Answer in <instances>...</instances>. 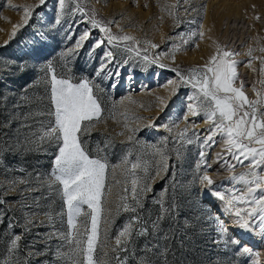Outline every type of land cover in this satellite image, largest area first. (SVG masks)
<instances>
[{
    "label": "rangeland",
    "instance_id": "obj_1",
    "mask_svg": "<svg viewBox=\"0 0 264 264\" xmlns=\"http://www.w3.org/2000/svg\"><path fill=\"white\" fill-rule=\"evenodd\" d=\"M66 2L57 23V0H45L42 5L39 0H0V199L4 201L0 204V264H73L74 260L83 264L84 260L83 253L75 252V241L79 239L81 247H86L91 217L85 214L92 210L82 206L75 228L69 226L61 186H48L57 149L29 143L38 139L41 122L48 120L30 114L50 108L42 79L49 62L58 77L71 78L74 83L88 79L103 109L102 118L92 124L86 137L90 156L106 158L109 164L95 259L103 264H118L117 257L126 264H264V232L259 220L253 230L241 229L226 208L227 199L247 191L243 181L230 177L247 173L251 165L227 154L219 136L217 143L201 148L209 123L203 114L186 113V98L194 89L174 71L179 69L187 76L188 69L208 64L218 49L229 50L237 53L232 59L238 61L233 86L242 85L248 99L257 100V92L264 94V64L257 59L264 58V0H78L84 11L75 14L77 0ZM23 6H31L27 24L23 23ZM91 19L117 37L134 39L111 45L105 39L89 55L96 42L104 39ZM86 30L89 38L76 49V40ZM193 32H202V38L190 39ZM185 40L189 43L184 44ZM109 50L115 62L108 72L119 75L103 72L97 76L101 57ZM168 53H174V61ZM153 59L168 66L150 63ZM175 84L181 86L173 92ZM258 108L264 109V104ZM186 127L182 140L180 134ZM189 139L193 142L187 143ZM201 150L206 153V164L198 169ZM125 157L128 163L123 162ZM137 161L147 167V174L136 169L137 176L151 178L146 179L150 190L140 197L142 207L133 213L124 211L121 198L131 202V192L124 191L131 187L126 175ZM205 173L213 185L200 182ZM217 192L226 199H219ZM235 206L247 207L239 202ZM221 208L228 210L227 216L221 215ZM2 213L9 218L8 226H3ZM133 216L139 220L133 222L132 238L124 249H118L117 236ZM158 216L164 218L153 229ZM28 220L32 224L26 225ZM13 222L17 231L9 227ZM218 225L227 229L224 237ZM143 228L148 233L138 235ZM14 235L22 239L18 249L9 252ZM230 238L239 244L226 246L223 241ZM245 247L250 252L237 255Z\"/></svg>",
    "mask_w": 264,
    "mask_h": 264
},
{
    "label": "snow or ice",
    "instance_id": "obj_2",
    "mask_svg": "<svg viewBox=\"0 0 264 264\" xmlns=\"http://www.w3.org/2000/svg\"><path fill=\"white\" fill-rule=\"evenodd\" d=\"M59 6V13L56 22H60L61 16L64 15L67 7L66 0H57ZM45 0H39V4H44ZM15 8L21 6L11 5ZM39 5H37L38 7ZM25 13L24 24L28 23L29 17L32 15L31 6H23ZM84 9L80 4L76 3L73 10L75 12L83 13ZM90 23L93 28H100L104 33V39H100L93 46L89 55L99 48L107 40L108 44H113L117 40L130 41L134 38L128 35L117 37L111 33L110 28L101 26V23L95 19H91ZM111 23V22H110ZM12 35H16L15 29ZM90 36L89 31H85L79 39L76 40V49L82 47L84 41ZM201 37L202 32H193L191 37ZM137 43H139L137 41ZM189 41L185 40L184 44ZM151 47L156 48L158 45L152 44ZM178 50V49H176ZM75 49H69L73 52ZM264 51V48L261 49ZM251 50H249V55ZM139 55V53H137ZM175 60L174 53H168ZM237 53L225 49H218L217 53L212 55L208 64L201 67H193L188 69V75L185 76L179 69H174L182 83L191 85L194 89L193 93L189 95L186 105V113L192 116L204 115L206 121L209 123L207 128V135L203 137L201 148L210 146L211 143H217L216 137L222 139L223 146L226 148L227 154H230L243 163L244 160L249 161L251 167L247 173L233 175L231 180L243 181L247 186V191L241 196H233L227 199L226 208L233 212L236 219L237 226L244 230H253V225L256 220H259V228L264 232V109L258 108V105L264 104V94L257 92L259 97L257 100H250L240 88L234 87V80L238 73L236 65L238 61L232 59ZM148 60V57H144ZM261 59L264 64V58ZM115 62V57L112 51H105L101 57L100 67L97 69L96 75L99 76L103 72H108L109 65ZM125 64L128 61H124ZM153 64H160V67H167L168 65L160 63L159 59L150 61ZM250 65V62H249ZM47 71L42 78L46 87L45 91L48 93L50 101V108L47 111H40L30 115L47 116L46 123L41 122V132L36 141H29V143H36L37 147L44 144L54 145L57 149L54 155L53 168L49 174L50 178L48 186L52 187L54 184L61 186L60 194L64 205L67 208L68 224L71 228H75V219L81 215L84 205L91 209V213L85 214L91 217V229L86 230V247H81V241L77 239L75 252L77 254L83 253V264H103V262L95 259L96 242L98 239V221L100 216L101 198L104 195L106 188V173L109 169V164L106 158L100 156H90L87 149L86 137L90 135V128L94 122H98L102 118L103 109L97 96L94 94V85L88 79H83L79 83H74L71 78L58 77L51 62L46 66ZM119 68L120 65H117ZM43 71V69H42ZM264 71V68H262ZM111 75H119V72H108ZM170 84L174 83L169 81ZM264 83V81H261ZM180 84H175L173 92L178 91ZM23 100L29 101L27 96L22 97ZM163 102V101H162ZM166 106V105H165ZM247 106V108L245 107ZM250 109V111H249ZM185 121L189 119L188 115L184 116ZM150 126H155L150 125ZM164 127H167L165 125ZM188 132L186 127L180 134V139H185ZM122 134V133H121ZM131 140L132 137H129ZM197 139H200L197 136ZM187 143H192V140H187ZM253 145H259L255 147ZM99 151V150H98ZM200 162L197 164L199 169L206 164V153L201 150L199 153ZM221 153L217 154L220 158ZM124 163H128V158L125 157ZM211 167V165H207ZM141 168L147 174V167L141 165L140 161L131 164V170L127 171L126 179L130 178L131 187L125 188L127 193L131 192V202L129 203L126 197L124 200V211L135 213L138 207H142L140 197L150 190V185L146 183L145 177L141 179L136 174V169ZM166 170V169H165ZM158 174V173H157ZM24 183V181H20ZM200 182L206 185H213L214 181L205 173L200 177ZM221 200L226 198L220 193H215ZM250 197V199H249ZM247 205L245 208L236 207V203ZM4 203L0 199V204ZM63 215V213H61ZM163 216H158L157 221L153 222V229L158 228V221L163 219ZM49 219L51 216L49 215ZM139 220L138 216H133L132 220L125 225L120 231L116 239L118 249H124L130 242L133 234V222ZM32 220L26 221V225L32 224ZM9 227H12L10 224ZM29 229L26 227L25 231ZM217 231L224 237L227 233L222 225L217 226ZM147 228H143L138 235H146ZM62 236L63 234L57 233ZM51 239V236L48 237ZM124 238V239H121ZM21 235H14L10 241L9 252L18 249ZM219 243L220 241H216ZM227 246L231 244H239L236 239H226L223 241ZM117 249H114V251ZM151 251V249H148ZM250 249L242 248L237 255L249 253ZM35 253H29L34 255ZM60 254L59 252L57 253ZM164 255V253H161ZM118 264H126L125 261H119ZM4 264H8L7 261ZM19 264V262H18ZM27 264V261H25ZM73 264H81L79 260H74ZM143 264V262H142ZM259 264V262H254Z\"/></svg>",
    "mask_w": 264,
    "mask_h": 264
},
{
    "label": "trees",
    "instance_id": "obj_3",
    "mask_svg": "<svg viewBox=\"0 0 264 264\" xmlns=\"http://www.w3.org/2000/svg\"><path fill=\"white\" fill-rule=\"evenodd\" d=\"M1 219H2L3 226H8L9 218L6 217V213L5 214L4 213L1 214ZM12 228H13L14 231H17L18 227H17L15 222H13Z\"/></svg>",
    "mask_w": 264,
    "mask_h": 264
},
{
    "label": "bare ground",
    "instance_id": "obj_4",
    "mask_svg": "<svg viewBox=\"0 0 264 264\" xmlns=\"http://www.w3.org/2000/svg\"><path fill=\"white\" fill-rule=\"evenodd\" d=\"M227 212H228V210L226 208H221L220 213H221V215H223V217L228 215Z\"/></svg>",
    "mask_w": 264,
    "mask_h": 264
}]
</instances>
